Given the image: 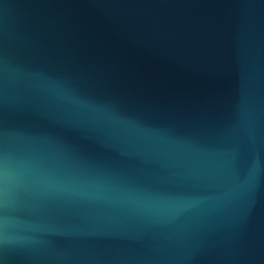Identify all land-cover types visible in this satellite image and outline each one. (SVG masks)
<instances>
[{
    "label": "water",
    "instance_id": "1",
    "mask_svg": "<svg viewBox=\"0 0 264 264\" xmlns=\"http://www.w3.org/2000/svg\"><path fill=\"white\" fill-rule=\"evenodd\" d=\"M0 264H264V0H0Z\"/></svg>",
    "mask_w": 264,
    "mask_h": 264
}]
</instances>
